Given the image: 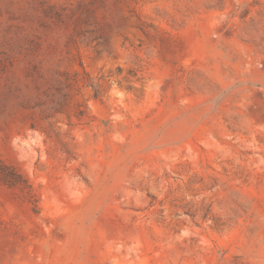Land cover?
Instances as JSON below:
<instances>
[{
    "label": "rangeland",
    "instance_id": "rangeland-1",
    "mask_svg": "<svg viewBox=\"0 0 264 264\" xmlns=\"http://www.w3.org/2000/svg\"><path fill=\"white\" fill-rule=\"evenodd\" d=\"M0 264H264V0H0Z\"/></svg>",
    "mask_w": 264,
    "mask_h": 264
}]
</instances>
